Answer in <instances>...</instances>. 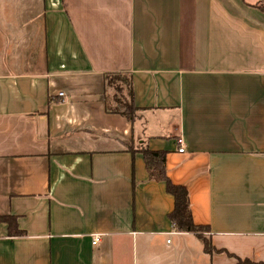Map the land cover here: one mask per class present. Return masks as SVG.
Returning <instances> with one entry per match:
<instances>
[{
	"label": "crops",
	"instance_id": "0c3cea01",
	"mask_svg": "<svg viewBox=\"0 0 264 264\" xmlns=\"http://www.w3.org/2000/svg\"><path fill=\"white\" fill-rule=\"evenodd\" d=\"M261 7L0 0V264L264 263ZM110 76L130 78L133 121ZM143 150L218 252L174 228Z\"/></svg>",
	"mask_w": 264,
	"mask_h": 264
},
{
	"label": "trees",
	"instance_id": "16d2710c",
	"mask_svg": "<svg viewBox=\"0 0 264 264\" xmlns=\"http://www.w3.org/2000/svg\"><path fill=\"white\" fill-rule=\"evenodd\" d=\"M261 9L264 11L263 7H261ZM108 84L114 92L112 101L115 103V105H117L116 109L113 111L122 112V110H125L123 114L130 121H133L136 108L132 99L130 78H126L124 76H110L108 77ZM118 84H122L123 86H118L116 88ZM117 92L121 94L120 98L116 97ZM143 155L145 158L147 170L150 174V178L156 181L164 182L166 184V191L174 197L175 207L174 210L169 214V219L174 228L178 232L195 234L204 243L205 253L212 255L214 252H218L212 246L210 238H207L203 235L204 232L209 231V228L204 226H197L192 219L190 200L187 189L182 186L174 185L168 178L166 173L165 154L143 150ZM237 264L264 263H255L249 260L238 259Z\"/></svg>",
	"mask_w": 264,
	"mask_h": 264
},
{
	"label": "built area",
	"instance_id": "2783aa9c",
	"mask_svg": "<svg viewBox=\"0 0 264 264\" xmlns=\"http://www.w3.org/2000/svg\"><path fill=\"white\" fill-rule=\"evenodd\" d=\"M63 94H60V96H62ZM177 143H178V145H180L181 147H180V149H179V152L180 153H183L184 152V148H183V140L182 139H178V141H177ZM98 242V238H96L95 240H94V244H96Z\"/></svg>",
	"mask_w": 264,
	"mask_h": 264
},
{
	"label": "rangeland",
	"instance_id": "374dc122",
	"mask_svg": "<svg viewBox=\"0 0 264 264\" xmlns=\"http://www.w3.org/2000/svg\"><path fill=\"white\" fill-rule=\"evenodd\" d=\"M118 86H123V85H122V84H118V85L116 86V88H117ZM113 93H114V92H113ZM124 95H125V94H124ZM116 97L120 98V97H121V94H120L119 92H117ZM115 106H117V105H115ZM119 107H120V106H119Z\"/></svg>",
	"mask_w": 264,
	"mask_h": 264
}]
</instances>
